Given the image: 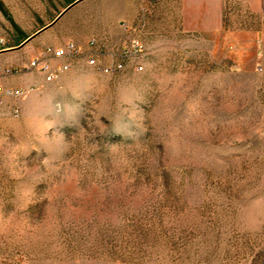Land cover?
Listing matches in <instances>:
<instances>
[{
  "label": "rangeland",
  "instance_id": "374dc122",
  "mask_svg": "<svg viewBox=\"0 0 264 264\" xmlns=\"http://www.w3.org/2000/svg\"><path fill=\"white\" fill-rule=\"evenodd\" d=\"M48 1L0 0L6 47ZM100 7L108 29L86 6L6 50L25 93L0 105V264H264V14L225 0L202 33L178 0ZM70 36L53 81L27 67Z\"/></svg>",
  "mask_w": 264,
  "mask_h": 264
},
{
  "label": "crops",
  "instance_id": "0c3cea01",
  "mask_svg": "<svg viewBox=\"0 0 264 264\" xmlns=\"http://www.w3.org/2000/svg\"><path fill=\"white\" fill-rule=\"evenodd\" d=\"M112 0H58L48 1L50 6L49 12L50 19L41 25L38 29L30 33L22 41H19L18 45L14 47H6V49L0 53V59L5 62L8 59V51L15 49L30 36H32L27 42L33 40L37 35L43 33L45 30L55 27L58 23L64 22L65 28H75L79 22V17L75 15L82 11L83 7L90 6L89 13H93L90 16L89 21L93 22L94 28L108 29L110 26L111 18L107 15L103 17V13L108 11L98 9V5L103 2H111ZM159 1V0H151ZM225 0H178L179 11L181 14V26L185 30L198 31L202 33H209L211 31H217L221 28L223 5ZM55 5V6H54ZM240 12H251L255 14H264V0H239ZM26 42V43H27ZM73 42V36L67 39V43ZM66 43V44H67ZM75 44V43H74Z\"/></svg>",
  "mask_w": 264,
  "mask_h": 264
},
{
  "label": "built area",
  "instance_id": "2783aa9c",
  "mask_svg": "<svg viewBox=\"0 0 264 264\" xmlns=\"http://www.w3.org/2000/svg\"><path fill=\"white\" fill-rule=\"evenodd\" d=\"M95 40L91 39V44H95ZM6 40L3 35H0V53L6 49ZM77 51V47L74 43L69 42L64 46L53 47L47 46L40 55L30 59L28 63V68L32 70H37L43 74L44 80L53 81L60 73L66 71L69 67L68 62L66 61H57L53 60L64 59L71 56L74 52ZM97 55H92L87 63L90 65L97 66L101 71L106 73H112L115 70L122 68V62H111L106 64L105 62H98L96 59ZM138 69V68H137ZM17 73L15 69L10 68L2 63L0 59V105L3 104L5 97H11L13 99L21 98L25 91L22 88L8 87L5 88L2 84V78ZM13 113H17V109L13 107Z\"/></svg>",
  "mask_w": 264,
  "mask_h": 264
},
{
  "label": "water",
  "instance_id": "95a60500",
  "mask_svg": "<svg viewBox=\"0 0 264 264\" xmlns=\"http://www.w3.org/2000/svg\"><path fill=\"white\" fill-rule=\"evenodd\" d=\"M32 36H30L27 40H25L22 44H20L18 47L22 46L23 44H25Z\"/></svg>",
  "mask_w": 264,
  "mask_h": 264
},
{
  "label": "bare ground",
  "instance_id": "6f19581e",
  "mask_svg": "<svg viewBox=\"0 0 264 264\" xmlns=\"http://www.w3.org/2000/svg\"><path fill=\"white\" fill-rule=\"evenodd\" d=\"M137 68H140V67H137ZM46 81H51V80H46ZM12 111H13V109H12Z\"/></svg>",
  "mask_w": 264,
  "mask_h": 264
}]
</instances>
